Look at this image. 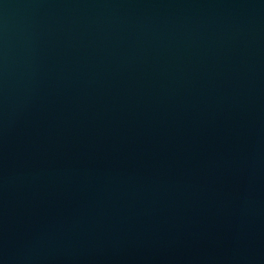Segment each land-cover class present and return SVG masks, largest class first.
I'll list each match as a JSON object with an SVG mask.
<instances>
[{
    "label": "water",
    "instance_id": "obj_1",
    "mask_svg": "<svg viewBox=\"0 0 264 264\" xmlns=\"http://www.w3.org/2000/svg\"><path fill=\"white\" fill-rule=\"evenodd\" d=\"M0 264H264V0H0Z\"/></svg>",
    "mask_w": 264,
    "mask_h": 264
}]
</instances>
